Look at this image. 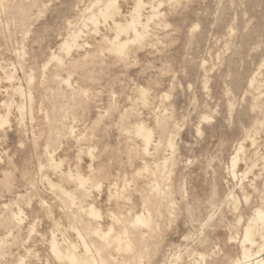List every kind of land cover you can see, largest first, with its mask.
<instances>
[{
    "label": "rangeland",
    "instance_id": "rangeland-1",
    "mask_svg": "<svg viewBox=\"0 0 264 264\" xmlns=\"http://www.w3.org/2000/svg\"><path fill=\"white\" fill-rule=\"evenodd\" d=\"M0 119V264H264V0H0Z\"/></svg>",
    "mask_w": 264,
    "mask_h": 264
},
{
    "label": "bare ground",
    "instance_id": "bare-ground-1",
    "mask_svg": "<svg viewBox=\"0 0 264 264\" xmlns=\"http://www.w3.org/2000/svg\"><path fill=\"white\" fill-rule=\"evenodd\" d=\"M102 1H103V0H102ZM79 2H80V1H79ZM81 2H82V1H81ZM93 2H94V1H93ZM97 2H98V1H97ZM105 2H106V0H105ZM111 2H112V1H111ZM135 2H136V1H135ZM143 2H144V1H143ZM107 3H109V2H107ZM138 3H140V2H138ZM92 4H93V3H92ZM96 4H97V3H96ZM100 4H101V3H100ZM102 5H103V4H102ZM95 6H96V5H95ZM106 6H107V5H106ZM160 6H161V5H159V7H160ZM139 7H140V4H138V5H137V8H136L135 10H134V9H133V10L137 12L138 9H139ZM142 8L144 9V7H142ZM97 9H99V8H97ZM105 9H106V10H105L106 13H103V14H104V15H105V14H108V17H109V16H112V12H114V11L116 10V8H114V4H112V3H111V4L109 3L108 6H107ZM150 9H151V8H150ZM154 10H155V9H154ZM91 11H92V10H91ZM119 11H120V10H119ZM155 11H156V10H155ZM158 11H159V10H158ZM83 12H84V11H83ZM83 12H82V13H83ZM120 12H121V11H120ZM129 12H130V11H129ZM87 13H88V12H87ZM87 13H86V14H87ZM89 13H90V12H89ZM151 13H152V12H151ZM155 13H156V12H155ZM92 14L94 15V13H92ZM103 14H102V15H103ZM110 14H111V15H110ZM117 14H119V12H118ZM130 14H131V13H130ZM84 15H85V14H84ZM84 15H83V16H84ZM90 15H91V14H90ZM127 15H128V14H127ZM133 15H134V14H133ZM87 16H88V15H87ZM100 16H101V15H100ZM106 16H107V15H106ZM152 16H154V15H152ZM40 17H41V16H40ZM81 17H82V16H81ZM84 17H85V16H84ZM104 17H105V16H104ZM112 17H113V16H112ZM112 17H111V18H112ZM136 17H137V16H136ZM102 18H103V17H102ZM102 18H101V19H102ZM105 18H106V17H105ZM105 18H104V19H105ZM129 18H131V17H129ZM153 18H154V17H152L151 20H152ZM82 19H83V18H82ZM109 19H110V18H109ZM131 19H132V18H131ZM83 20H84V19H83ZM91 20H92V19H91ZM106 20H107V19H106ZM106 20H105V21H106ZM85 21H86V20H85ZM88 21H89V19H88ZM88 21H87V22H88ZM125 21H126V20H125ZM141 21H142V20H141ZM83 22H84V21H83ZM83 22H82V23H83ZM111 22H112V21H111ZM130 22H131V23H130ZM146 22H147V20H146ZM104 23H105V22H104ZM125 23H126V22H125ZM129 23H130V24H129ZM129 23H128L127 25L130 26V29H131V27H132V31H131V32H134V36H135V37H138V34H137L136 30L133 28V27L135 26L134 24L136 23V18H135V16H134V18H133L132 21H131V20L129 21ZM143 23H144V22H143ZM147 23H150V21H148ZM69 25H70V24H69ZM69 25H68V26H69ZM85 25H86V24H85ZM98 25H99V24H98ZM124 25H125V24H124ZM127 25H126V26H127ZM136 25H137V24H136ZM129 26H128V28H129ZM145 26H146V25H145ZM145 26H144V27H145ZM166 26H167V25H166ZM166 26H165V27H166ZM69 27H70V26H69ZM141 27H142V26H141ZM72 28H73V26H72ZM87 28H89V27H87ZM95 28H96V27H95ZM118 28L121 29V27H118ZM146 28H147V26H146ZM193 28H194V27H193ZM73 29H75V31H76L77 28H73ZM80 29H83V28H80ZM130 29H129V31H130ZM137 29H138V28H137ZM143 29H144V28H143ZM141 30H142V29H141ZM145 30H146V29H145ZM145 30H144V31H145ZM191 30H192V29H191ZM72 31H73V30H72ZM126 31H127V30H126ZM142 31H143V30H142ZM142 31H141V32H142ZM79 32H80V31H79ZM97 32H98V31H97ZM115 32H116V31H115ZM120 32H121V31H120ZM145 32H146V31H145ZM71 33H72V32H71ZM74 34H75V33H74ZM77 34H78V31H77ZM80 34H81V33H79V35H80ZM119 34H120V33H119ZM119 34H118V35H119ZM141 34H142V33H141ZM141 34H140V35H141ZM144 34H145V33H144ZM146 34H147V33H146ZM66 35H67V34H66ZM68 35H69V34H68ZM82 35H83V34H82ZM127 35H128V34H127ZM70 36H71V35H70ZM146 36H147V35H146ZM146 36H143V37H146ZM74 37H76V36L74 35ZM74 37H73V38H74ZM126 37H127V36H126ZM64 38H65V37H64ZM66 38H68V36H67ZM78 38H79V36H78ZM78 38H77V39H78ZM133 38H134V37H133ZM138 38H139V37H138ZM139 39H140V38H139ZM73 40H74V39H73ZM80 40H81V39H80ZM103 40H105V39H103ZM75 41H76V40H74V42H75ZM127 41H128V40H127ZM130 41H131V40H130ZM63 42H64V41H63ZM74 42H73V44H74ZM114 42H116V41H114ZM128 42H129V41H128ZM132 42H133V41H132ZM132 42H131V43H132ZM137 42H138V41H137ZM117 43H118V42H117ZM117 43H115V44H117ZM120 43H121V42H120ZM120 43H118V44H117L118 47H117V48H114V49H115L116 51H117V49H118L119 52H123V50H125V49H124L125 44H124V43H121V44H120ZM75 44H76V42H75ZM115 44H114V46H115ZM63 45H64V44H63ZM66 45H67V44H66ZM86 45H87V44H86ZM86 45H85V46H86ZM128 45H129V44H128ZM134 45H135V44H134ZM60 46H61V45H60ZM69 46H71V45L69 44ZM74 46H75V45H74ZM78 46H79V45H78ZM114 46H113V47H114ZM63 47H64V46H63ZM66 48H67V47H66ZM66 48H65V49H66ZM76 48H77V45H76ZM76 48H75V49H76ZM79 48H81V47H79ZM107 48H109V47H107ZM67 49H69V48H67ZM109 49H110V48H109ZM109 49H108V50H109ZM111 49H112V48H111ZM59 50H61V48H59ZM79 50H81V49H79ZM66 51H69V50H66ZM116 51H114V54H115ZM126 51H127V50H126ZM60 53H61V52H60ZM69 53H70V52H69ZM112 54H113V51H112ZM122 54H123V53H122ZM24 55H25V54H24ZM117 56H118V55H117ZM119 56H120V55H119ZM52 57H53V56H52ZM54 57H55V56H54ZM50 58H51V57H50ZM51 59H52V58H51ZM54 59H55V58H53V60H54ZM56 59H57V58H56ZM61 60H62V59H61ZM61 60H60V61H61ZM54 61H55V60H54ZM56 61H57V60H56ZM205 64H206V63H205ZM202 65H203V64H202ZM1 67H2V66H1ZM6 70H7V69H5V71H6ZM2 73H3V72H2ZM10 74H11V73H10ZM9 78H10V77H9ZM31 78H32V77H31ZM1 79H2V78H1ZM12 79H13V78H12ZM12 79H11V80H12ZM42 79H43V78H42ZM2 80H4V78H3ZM32 81H33V80H32ZM65 81H66V80H65ZM8 82H9V81H8ZM31 84H32V83H31ZM206 86H207V85H206ZM14 89H15V88H14ZM142 90H143V89H142ZM143 91H144V90H143ZM84 92H85V91H84ZM206 92H207V91H206ZM19 93H20V92H19ZM27 93H28V92H27ZM140 93H142V91H141ZM145 93H146V92H145ZM20 95H21V94H20ZM28 95H30V93H29ZM139 95H140V94H139ZM142 95H143V94H142ZM165 95H167V94H165ZM140 96H141V95H140ZM31 97H32V96H31ZM29 98H30V96H29ZM144 98H145V96H144ZM146 98H147V97H146ZM31 100H32V99H31ZM144 100H145V99H144ZM146 101H147V100H146ZM23 108H24V107H23ZM15 112H16V111H15ZM22 113H23V112H22ZM22 116H23V115H22ZM22 116L19 115V117H22ZM205 117H206V116H205ZM207 117H208V116H207ZM2 118H3V117H2ZM205 119H206V118H204L203 121H205ZM0 120H1V119H0ZM7 120H8V119H7ZM21 120H22V119H21ZM19 121H20V120H19ZM20 124H21V123H20ZM20 124H19V125H20ZM142 124H143V123H142ZM1 125H2V124H1ZM137 125H138V124H137ZM140 125H141V124H140ZM140 125H139V126H140ZM143 125H144V124H143ZM135 126H136V125H135ZM139 126H137V127H139ZM137 127H136V129H137ZM140 127H141V126H140ZM142 127H143V126H142ZM142 129H143V128H142ZM69 132L71 133V131H69ZM71 134H72V133H71ZM71 134H70V135H71ZM137 134H138V131H137L136 135H137ZM139 134H140V137H141V136L143 137L142 140H145L146 144H148V142L150 141V134H149V132H145V130H144V132L141 131ZM139 134H138V135H139ZM152 134H153V133H152ZM73 135H74V134H73ZM138 135H137V136H138ZM171 137H173V136H171ZM169 138H170V137H169ZM174 139H175V138H174ZM151 140H152V139H151ZM168 140H169V139H168ZM170 140H171V139H170ZM170 140H169V141H170ZM150 142H151V141H150ZM170 143H171V142H170ZM170 143H169V144H170ZM144 144H145V143H144ZM170 145H171V144H170ZM172 145H173V144H172ZM253 145H254V144H253ZM174 146H175V144H174ZM240 147H242V146H240ZM145 148H146V146H145ZM173 149H174V148H173ZM142 150H143V149H142ZM93 151H94V150H93ZM143 151H146V150H143ZM147 152H148V151H147ZM143 153H144V152H143ZM256 153H257V152H256ZM236 154H237V153H236ZM236 156H237V155H236ZM263 157H264V156H263ZM260 158H262V157H260ZM236 159H238V157H237ZM165 160H166V159H165ZM238 161H239V160H238ZM236 163H237L236 160H234L233 163H232L234 168H236V166H235ZM60 164H62V163H60ZM144 164H145V163H144ZM58 165H59V164H57V167H58ZM161 165H162V164H161ZM163 166H164V165H163ZM163 166H162V167H163ZM90 167H91V166H89V168H90ZM142 167H143V166H141V169L145 168V166H144L143 168H142ZM231 167H232V166H231ZM250 167H251V166H250ZM253 167H254V166H253ZM147 168H148V167H147ZM163 168H164V167H163ZM141 169H140V170H141ZM140 170H139V171H140ZM145 170H147V169L145 168ZM228 170H229V169H228ZM233 170H234V169H233ZM251 170H252V169H251ZM141 171H142V170H141ZM142 172H144V169H143ZM142 172H141V173H142ZM231 173H232V172H231ZM249 173H250V172H249ZM232 174H233V173H232ZM77 175H78V174H77ZM246 175H247V174H246ZM240 176H241V175H240ZM243 176H244V175H243ZM75 177H76V175H75ZM79 177H80V174H79ZM87 177H88V176H87ZM72 178H73V177H72ZM85 178H86V177H85ZM78 179L80 180V178H77V180H78ZM79 180H78V182H79ZM81 180H82V179H81ZM82 181H83V180H82ZM86 181H87V179H86ZM241 181H242V180H241ZM79 185H80V184H79ZM80 186H81V185H80ZM83 186H84V185H83ZM83 186H82V187H83ZM97 187H98V186H97ZM156 187H157V186H156ZM183 191H184V189H183ZM67 192H69V191H67ZM229 194H230V193H229ZM66 195H67V194H66ZM68 195H69V193H68ZM69 197H71V196H69ZM235 197H236V196H235ZM235 197H234V198H235ZM228 198H229V197H228ZM232 198H233V197H232ZM232 198H231V199H232ZM229 199H230V198H229ZM233 200H234V199H233ZM234 201H235V200H234ZM236 202H238V201L236 200ZM237 204H238V203H237ZM92 206H93V205H92ZM89 207H91V206H89ZM234 207H235V206H234ZM96 210H97V209H96ZM234 210H235V209H234ZM256 210H257V209H256ZM261 210H262V209H261ZM88 211H89V210H88ZM92 211H94V209H93ZM140 212H141V211H140ZM149 213H150V212H149ZM141 214H142V213H141ZM146 214H148V213H146ZM255 214H256V218H255L254 221H258V222H260L262 228H264V212L257 211ZM91 215H92V216H93V215L95 216L96 214L94 213V214H91ZM96 216H97V215H96ZM136 216H137V215H136ZM89 217H91V216H89ZM110 217H111V215H110ZM112 217H113V216H112ZM140 217H141V215H140ZM140 217H139V218H140ZM142 217H143V216H142ZM147 217H148V215H147ZM95 218H96V217H95ZM145 220H146V219H145ZM252 220H253V219H252ZM112 221H114V220H112ZM133 221H136V220H133ZM142 221L145 222L144 220H142ZM250 221H251V220H250ZM254 221H253V222H254ZM115 222H116V221H115ZM143 222H141V223L144 224ZM148 222H149V221H148V219H147V222H145V223H148ZM240 222H241V221H240ZM240 222H239V223H240ZM116 223H118V222H116ZM132 224H134V223H132ZM142 224H140V225L142 226ZM145 225H147V224H145ZM143 226H144V225H143ZM145 227H146V226H145ZM252 227H253V225H252ZM245 228H246V229H245V237H244V238H245V242L248 241V243L250 242V243L252 244V241H251V234H250V232H249V229H247V227H245ZM248 228H249V227H248ZM262 228H261V229H262ZM107 229H108V228H107ZM31 230H32V229H31ZM110 231H111V230H110ZM108 233H109V231L106 233V235H107ZM111 233H112V232H110V234H111ZM252 233H253V232H252ZM257 233H258V232H257ZM51 235H52V234H51ZM255 235H256V234H255ZM104 236H105V235H104ZM262 237H263V236H262ZM117 238H118V237H117ZM253 238H254V237H253ZM50 240H53V239L50 238ZM231 240H233V239H231ZM262 240H263V239H262ZM246 243H247V242H246ZM51 244H52V246H51ZM51 244H50V246H51L50 251H52V249H55V245H54L55 242H54V243H51ZM241 244H244V243L241 241ZM75 245H76V244H75ZM71 246H72V245H71ZM262 246H263V245H262ZM76 247H77V246H76ZM74 248H75V247H74ZM241 248H242V247H241ZM262 248H263V247H262ZM262 248H261V246H260L259 249H261V251H262ZM70 249H71V248H70ZM242 249H243V252H242L241 257H243V259H244L243 261H247L248 258H250V257H249V251L245 250L244 248H242ZM66 250H67V249H65L64 251L66 252ZM68 250H69V249H68ZM73 250H76V249H73ZM73 250H72L71 252H73ZM250 250H251V249H250ZM54 251H55V250H53V252H54ZM58 251H59V249H58ZM58 251H57V252H58ZM60 251H61V250H60ZM60 251H59V252H60ZM241 251H242V250H241ZM69 252H70V250H69ZM55 253H56V251H55ZM60 253H61V252H60ZM65 254H66V253H65ZM67 254H68V252H67ZM67 254H66V255H67ZM200 254L202 255V253H200ZM255 254H256V253H255ZM259 254H260V253H259ZM259 254H258V255H259ZM58 255H59V253H58ZM62 255H63V254H62ZM66 255H65V256H66ZM63 257H64V256H63ZM197 257H198V256H197ZM253 257H254V256H253ZM253 257H252L251 259H253ZM66 258H67V260L69 261L70 264H95V263H93L91 260H89V259H83L82 257H81V259H77V258L74 256L73 253H69V254L66 256ZM200 258H201V256H200ZM200 258H199V259H200ZM63 259H64V258H63ZM177 259H178V258H177ZM241 259H242V258H241ZM251 261H252V260H251ZM202 262L204 263V260H203V259H202ZM248 262H249V261H248ZM253 262H254V261H253ZM257 262H258V261H257ZM19 263H21V262H19ZM236 263H237V262H236ZM236 263H235V264H236ZM246 263H247V262H246ZM259 263H260V262H259ZM259 263H258V264H259Z\"/></svg>",
    "mask_w": 264,
    "mask_h": 264
}]
</instances>
